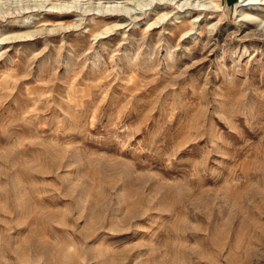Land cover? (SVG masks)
Instances as JSON below:
<instances>
[{"label": "rangeland", "instance_id": "1", "mask_svg": "<svg viewBox=\"0 0 264 264\" xmlns=\"http://www.w3.org/2000/svg\"><path fill=\"white\" fill-rule=\"evenodd\" d=\"M244 4L0 0V264H264Z\"/></svg>", "mask_w": 264, "mask_h": 264}, {"label": "bare ground", "instance_id": "2", "mask_svg": "<svg viewBox=\"0 0 264 264\" xmlns=\"http://www.w3.org/2000/svg\"><path fill=\"white\" fill-rule=\"evenodd\" d=\"M243 2H245L244 7L264 6V0H243ZM243 19L246 22L256 24V20H253L249 15H244Z\"/></svg>", "mask_w": 264, "mask_h": 264}]
</instances>
